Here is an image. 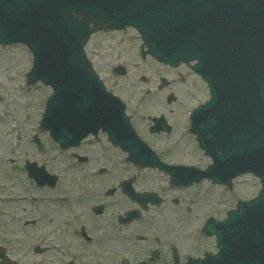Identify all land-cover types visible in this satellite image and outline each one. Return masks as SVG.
Wrapping results in <instances>:
<instances>
[{
  "label": "water",
  "instance_id": "95a60500",
  "mask_svg": "<svg viewBox=\"0 0 264 264\" xmlns=\"http://www.w3.org/2000/svg\"><path fill=\"white\" fill-rule=\"evenodd\" d=\"M125 25L136 27L158 61L195 60L193 69L210 88L190 131L213 163L203 172L172 170L174 183L229 184L244 172L262 183L257 198L239 204L241 211L206 226L219 253L195 262L264 264V0H0V43L26 44L34 56L29 82L54 90L41 127L63 148L101 129L135 163L149 164L82 49L91 32Z\"/></svg>",
  "mask_w": 264,
  "mask_h": 264
},
{
  "label": "rangeland",
  "instance_id": "374dc122",
  "mask_svg": "<svg viewBox=\"0 0 264 264\" xmlns=\"http://www.w3.org/2000/svg\"><path fill=\"white\" fill-rule=\"evenodd\" d=\"M140 44L141 40L137 33L133 29L127 28L125 31L94 33L85 44L84 50L93 69L107 89L125 102L132 113L143 114V124L146 123V114L154 115L165 112L169 123L175 130V135L171 139L177 141L176 147L170 143V148L168 147L165 151L164 157L167 161L176 162L185 155L191 157L189 161L206 165L209 162L208 158L204 157L196 148L194 137L187 131L189 126L187 114L207 99L206 86L200 79L188 72L189 69L184 65L171 69L159 64L149 56L142 61L139 57ZM30 68L31 54L23 45L0 46V240L8 244L16 243L20 239L21 242L27 244L32 236L28 229L21 230V220L28 218L27 214H21L24 200H15L20 196L21 189L26 190L25 196L39 197L37 200L40 203L37 204V210L40 214L43 213L42 215L46 217L47 210H55L53 205L44 203L45 201L40 199V197L43 198V194L41 191H36L35 187L27 181L23 171V160L25 159L35 158L40 163L32 143H30L32 136H38L46 146L47 152L51 154L50 156L53 154L50 147L54 148L53 142L48 138V133L40 131L38 126V118L44 109L43 103L51 93V89L39 83L27 87L24 73ZM178 74L183 77V81L179 82L176 79ZM161 78H165L168 84L159 89ZM148 90L151 92L147 93ZM170 92L177 99L167 105L165 96ZM143 124L137 122L140 128L143 127ZM139 132L147 141L161 144L162 137L150 136L146 129H140ZM104 145L106 144L101 143L100 148L93 147L91 150L101 156L100 154L105 150ZM110 152L112 153L111 148ZM114 155L118 158L119 153ZM198 159L200 160L197 161ZM71 161V158L62 153L57 154L53 163L50 164L49 170H52L51 167L54 165L62 177L59 188L50 193L58 194L71 191L70 193L66 192L68 194H62V196L66 199L71 196V201L73 198L74 202H81L85 200V197L83 198L84 191L92 188L79 178L82 173L80 170L77 171L69 167L72 164ZM150 174L154 175V173ZM151 175L148 176L146 182L152 184ZM258 189V180L247 174L236 179L234 190L231 193L223 192L221 188L211 187L207 183L189 190L172 193L175 196L173 198L177 199V203L167 206L166 211L171 218H166L165 224L170 225V234L172 233V239L181 255L183 257L186 255L197 256L201 254L202 250L214 249V240L205 238L198 232L200 222L207 215L216 218L222 217L224 211L234 205V197L248 198L254 196ZM90 194L91 192H89V197H92L93 195ZM94 198H98L96 194ZM9 199L10 201H8ZM57 203L59 204V201ZM61 212L63 226L60 222L47 223L45 220L38 224L39 231H54L56 228L65 230V233L58 229L55 232L57 243L64 245L70 255H73L74 251L81 250L80 262L95 260L92 255L87 253L89 249L82 246L77 239L69 234L71 233V228L67 226L70 218L69 213L63 208ZM53 213L49 216L50 220L53 218ZM105 218L106 216H103L100 221L92 220V235L96 238V247L102 248L99 260L103 261V264H116L115 260L119 251L115 248L119 247L120 239L124 238L123 231L121 228L117 230L110 226L109 221ZM158 223L160 224V221ZM119 236H121L120 239H118ZM160 249L164 251L163 257H159L154 264H163V258L168 259L166 247L161 245ZM49 251L50 254L55 252L52 249ZM43 258L44 256L41 255L40 260ZM140 259H142V255L137 256V260ZM33 261L34 259L31 257L23 264ZM73 264L82 263L73 262Z\"/></svg>",
  "mask_w": 264,
  "mask_h": 264
},
{
  "label": "flooded vegetation",
  "instance_id": "af4514ba",
  "mask_svg": "<svg viewBox=\"0 0 264 264\" xmlns=\"http://www.w3.org/2000/svg\"><path fill=\"white\" fill-rule=\"evenodd\" d=\"M85 194L86 196H89V193H85ZM95 194L97 195L98 198H93V199L96 201L99 200L100 202L98 204H103L102 213L99 215H94L92 213L93 215L88 216V218H72V219L84 222L85 223L84 229L87 231L88 235L93 240H96V238L94 235H92L93 230L91 229V227H93V224H90V221L94 217L98 218L99 216H102L104 214L106 218L115 220L116 224L121 227L123 231L122 234L124 237V238H121V236L118 237V239L120 238L121 239L119 241V247L115 248L116 250L119 251V255H118L119 260L116 264H119L121 262H126L129 264H137L138 261L139 262L148 261L149 262L148 264H154L158 260L159 257L161 256L163 257L164 251L160 249L161 245H164L166 247L167 253H168V259L163 258V264H168V263L173 264V259H172V254H171V248L173 246L172 233L170 234L171 228H170V225L167 226L165 223H163V221H164V218L169 217V214L166 211L167 206L169 204L177 203V199L165 200V198L163 197V201L158 206H149L146 209V211H144V214L138 217L139 219L140 218H159L161 224L156 225L155 228L157 229V231L161 233V236H160L161 240H159L158 235L152 236L148 244L151 247L153 245H157L158 248L149 250L147 255L144 256L142 260H137V256L141 255V252L137 250V240H139L137 236L138 235L137 234V226H138L137 222L139 220L134 219L131 222L124 223V224L117 223V218L119 215H122V214L124 215L125 212L134 209L136 205L134 204V202L130 201L126 196H124L123 193L120 191V189H113L111 192H107L105 194H98V193H95ZM83 209H84V204L81 202L76 201V205H73V210L74 211L76 210L80 215H83L85 213ZM110 211L113 213L110 214ZM26 219L28 220L29 218H26ZM31 224L34 227V231H31V229H28V230L30 234H32L33 240H39V236L42 235V231H39V227H38L39 223L36 220V218L31 219ZM92 239L90 240V242L93 241ZM144 240H147V238L145 237ZM167 240L171 242V245L169 246V248H167L168 247L167 244L170 242H167ZM39 248L40 247L38 246L33 247L32 248L33 252L38 251ZM26 249L27 248L24 247L21 250L14 251V254H16L15 257L22 255V258L26 259L27 254H28V251H26ZM40 249L41 250L39 251V253H46V250L44 248H40ZM159 249H160V252H159ZM153 251H157V255L154 261H151L150 255H152ZM100 252H102V248L97 247V250L95 252L93 251V253L91 254L95 260H90L88 264H103L99 260V257L101 256ZM43 256H44L43 260H41V262H39L38 264H73V260L70 254H67V258L64 262L59 258V255L43 254Z\"/></svg>",
  "mask_w": 264,
  "mask_h": 264
}]
</instances>
